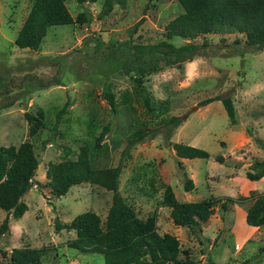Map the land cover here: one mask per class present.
Returning a JSON list of instances; mask_svg holds the SVG:
<instances>
[{"label": "rangeland", "instance_id": "obj_1", "mask_svg": "<svg viewBox=\"0 0 264 264\" xmlns=\"http://www.w3.org/2000/svg\"><path fill=\"white\" fill-rule=\"evenodd\" d=\"M31 1L0 0V145L18 146L29 140L39 157L33 177L39 185L22 197L28 209L19 219L9 215L8 229L0 234V264H6L3 257L11 248L22 246L49 249L42 264H104L102 254L69 247L67 241L75 232H56L55 222H68L85 211L96 212L104 222L113 192L81 183L53 197L46 168L49 162L64 160L66 149L68 157L76 158L79 146L106 124L110 125L103 140L107 149L93 159L94 168L116 166L128 134L159 127L153 132L156 136L131 150L119 188L138 216L155 213L158 232L179 240L180 257L186 251L194 264H264V225L253 227L245 221L254 198L264 193V175L257 181L246 176L255 161L264 160V148L257 143H264V49L247 48L243 33L199 36L197 40L207 39L211 46L205 56L179 68L166 67L144 80L154 104L149 114L133 94L132 76L112 71L108 45L165 38V24L183 11L178 0H113L110 12L102 17L104 0L82 4L66 0L73 17L85 12L90 21L48 27L37 50L14 42ZM54 77L60 84L45 86ZM104 82L117 100L125 91L132 93L130 105L122 104L114 113L101 96ZM216 97H231L235 123L221 100L200 105ZM66 101L70 103L66 112L56 120L57 109ZM39 109L44 123L30 136L24 112L38 116ZM172 116L180 117L181 123L171 130L170 143L202 148L210 154L208 159L176 155L166 141L169 126L161 121ZM218 156L222 163L215 159ZM184 172L194 184L190 192L183 188ZM167 185L180 201L221 196L240 202L230 203L227 211L216 208L195 232L175 225L170 209L161 204ZM5 216L0 208V224Z\"/></svg>", "mask_w": 264, "mask_h": 264}, {"label": "trees", "instance_id": "obj_2", "mask_svg": "<svg viewBox=\"0 0 264 264\" xmlns=\"http://www.w3.org/2000/svg\"><path fill=\"white\" fill-rule=\"evenodd\" d=\"M75 1L82 4L85 0ZM178 2L183 11L165 24V38L153 43L132 41L130 44L108 45L107 61L112 71L120 70L132 76L133 94L149 114L154 111V104L144 86V80L166 67L179 68L197 56H205L211 46L207 39L197 40L199 36L225 32L243 33L247 48L264 49V0H178ZM112 5L113 0H104L99 16L108 14ZM89 21L90 17L85 12H79L73 17L65 0H32L14 42L21 48L37 50L48 27ZM141 21L136 23L134 30ZM54 84H60L58 77H54L53 81L46 83L45 86ZM101 94L114 113L120 105H130L132 98V93L125 91L117 100L108 82H104ZM213 100H221L230 122L235 123L236 112L231 97L208 98L200 105ZM69 104V101H66L62 108L57 109L56 120L66 112ZM37 112L38 116L24 112L30 136L35 135L44 123L43 111L39 109ZM161 121L162 124L169 126L166 132V141L169 144L171 130L180 125L181 118L163 117ZM109 128V124L104 125L96 137L81 144L76 158L68 157L70 151L66 149L67 156L64 160L49 162L46 168L47 183L53 197L65 195L71 186L81 183L98 185L112 191L111 205L105 221L102 222L96 212L85 211L68 222L56 220L55 231H74L75 237L68 240L67 245L81 252L102 254L104 264H194V259L186 251L184 257H180L181 247L175 236L158 232L155 213L141 218L120 192V176L125 161L130 158L131 150L136 144L156 136L154 133L159 127L138 128L128 134L118 164L113 167L94 168L91 164L93 159L107 149V144L103 140ZM257 143L264 148L263 142ZM170 145L179 158L210 157L202 148L179 142ZM215 159L223 162L222 157L218 156ZM38 163L39 157L34 144L29 140L21 142L18 146L0 145V208L6 212L0 224V234L8 229L9 215L19 219L28 209L22 197L33 185H39L33 179ZM263 175L264 160L255 161L250 171L246 173L247 178L252 181L259 180ZM182 177L184 190L190 192L194 187L193 181L185 172ZM238 202L240 199L221 196L180 201L175 196L173 188L167 185L161 204L170 209L169 217L175 225L196 232L216 208L227 211L230 203ZM245 221L247 225L253 227L264 225V193L254 198L246 211ZM47 250L49 249L44 247H13L3 258L6 264H42V257Z\"/></svg>", "mask_w": 264, "mask_h": 264}, {"label": "water", "instance_id": "obj_3", "mask_svg": "<svg viewBox=\"0 0 264 264\" xmlns=\"http://www.w3.org/2000/svg\"><path fill=\"white\" fill-rule=\"evenodd\" d=\"M229 93H230V91L227 92V94H229ZM194 108H196V106L193 107L192 109H190V111H192ZM185 116H186V114L183 117H185Z\"/></svg>", "mask_w": 264, "mask_h": 264}, {"label": "crops", "instance_id": "obj_4", "mask_svg": "<svg viewBox=\"0 0 264 264\" xmlns=\"http://www.w3.org/2000/svg\"><path fill=\"white\" fill-rule=\"evenodd\" d=\"M66 1V0H65Z\"/></svg>", "mask_w": 264, "mask_h": 264}]
</instances>
